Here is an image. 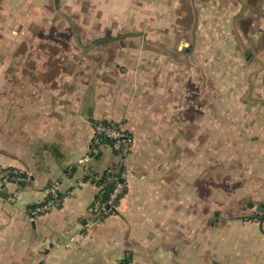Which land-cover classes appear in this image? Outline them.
<instances>
[{
	"label": "crops",
	"instance_id": "crops-1",
	"mask_svg": "<svg viewBox=\"0 0 264 264\" xmlns=\"http://www.w3.org/2000/svg\"><path fill=\"white\" fill-rule=\"evenodd\" d=\"M0 1V168L30 175L0 188V264H264V0ZM47 13L94 39L29 38Z\"/></svg>",
	"mask_w": 264,
	"mask_h": 264
},
{
	"label": "built area",
	"instance_id": "built-area-1",
	"mask_svg": "<svg viewBox=\"0 0 264 264\" xmlns=\"http://www.w3.org/2000/svg\"><path fill=\"white\" fill-rule=\"evenodd\" d=\"M109 143L112 149L116 152L128 151L133 145V138L122 127L100 123L95 126V141L94 148L98 144ZM93 152V150H92ZM92 153L77 163L78 166H84L85 176L89 181L99 189V197L93 204L92 212L98 217H107L111 214H116L119 210V201L125 190V183L120 177L113 174L111 170L107 171L106 175L99 176L94 174L87 166L91 160ZM30 180V175L19 169L0 168V188L5 189L9 185H23ZM108 184L113 185V190L107 198L102 196L105 193ZM59 184L54 183L45 190L46 196L51 200V206L57 207L61 204L59 195ZM50 209L49 203L40 204L29 210L30 215L35 218L46 213ZM124 264V263H121Z\"/></svg>",
	"mask_w": 264,
	"mask_h": 264
},
{
	"label": "rangeland",
	"instance_id": "rangeland-1",
	"mask_svg": "<svg viewBox=\"0 0 264 264\" xmlns=\"http://www.w3.org/2000/svg\"><path fill=\"white\" fill-rule=\"evenodd\" d=\"M2 18L6 19L5 16H3ZM25 18L28 20L24 27L28 28L29 32L31 31L30 35L32 36H28L31 39L39 37L41 38V36L45 39H94L95 32L92 31V29H95L94 26L90 23V21H88V23H86V26L90 29V31L88 30L86 32H82V27L80 26L82 20L79 16L71 15L67 20L59 18L52 24H47V21L53 19V16H50V13H47L46 15L40 17L39 23L36 28H34L33 25H30L29 23L31 17ZM45 31H47L46 34ZM36 33L38 34V37L36 36Z\"/></svg>",
	"mask_w": 264,
	"mask_h": 264
},
{
	"label": "trees",
	"instance_id": "trees-1",
	"mask_svg": "<svg viewBox=\"0 0 264 264\" xmlns=\"http://www.w3.org/2000/svg\"><path fill=\"white\" fill-rule=\"evenodd\" d=\"M119 153V152H118ZM111 170L113 172L114 175L118 176L119 177V174L114 171L113 169H108L106 170L101 176H104L106 175L107 171ZM113 190V185L112 184H108L107 187H106V190H105V193L104 195L102 196L104 199L107 198L109 196V194L112 192ZM100 196V195H99Z\"/></svg>",
	"mask_w": 264,
	"mask_h": 264
},
{
	"label": "water",
	"instance_id": "water-1",
	"mask_svg": "<svg viewBox=\"0 0 264 264\" xmlns=\"http://www.w3.org/2000/svg\"><path fill=\"white\" fill-rule=\"evenodd\" d=\"M6 192L5 193H2V195H1V197L3 196V197H6ZM259 210H261L262 212L264 211V209L263 208H259ZM218 222V219L216 218L215 219V221L212 223V224H216Z\"/></svg>",
	"mask_w": 264,
	"mask_h": 264
}]
</instances>
